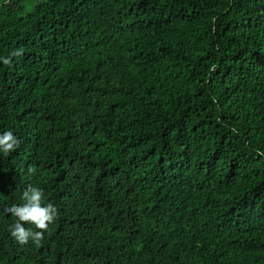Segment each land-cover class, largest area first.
I'll return each mask as SVG.
<instances>
[{
  "label": "trees",
  "instance_id": "trees-1",
  "mask_svg": "<svg viewBox=\"0 0 264 264\" xmlns=\"http://www.w3.org/2000/svg\"><path fill=\"white\" fill-rule=\"evenodd\" d=\"M8 130L0 264H264V0H0Z\"/></svg>",
  "mask_w": 264,
  "mask_h": 264
},
{
  "label": "clouds",
  "instance_id": "clouds-1",
  "mask_svg": "<svg viewBox=\"0 0 264 264\" xmlns=\"http://www.w3.org/2000/svg\"><path fill=\"white\" fill-rule=\"evenodd\" d=\"M12 55H22V50L14 51ZM3 63L10 64V57L4 58ZM20 143L21 141L13 131L0 132V153L4 156L12 153ZM36 171L35 166L29 167V173H35ZM46 199L43 188L29 185L23 191V203L13 205L7 209L15 217L14 223L10 225V231L20 244H27L29 240H32L37 246H40L44 239V232L56 220L58 209L51 202L45 203ZM26 224L34 225L38 230L26 228Z\"/></svg>",
  "mask_w": 264,
  "mask_h": 264
}]
</instances>
